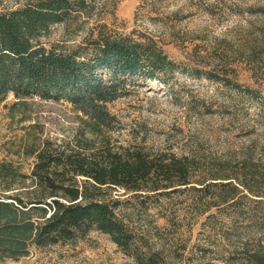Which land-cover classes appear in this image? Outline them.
I'll return each instance as SVG.
<instances>
[{"label":"rangeland","instance_id":"obj_1","mask_svg":"<svg viewBox=\"0 0 264 264\" xmlns=\"http://www.w3.org/2000/svg\"><path fill=\"white\" fill-rule=\"evenodd\" d=\"M121 32L153 38L174 63L155 77L129 78V92L108 103L123 125L112 141L167 159L176 154L192 180L158 199L143 196L149 210L142 196L126 201L137 236L161 247L169 264H237L242 239L253 247L264 227V0H93L53 36L90 51L99 34ZM80 116L63 99L0 97V162L30 171L44 140L79 134ZM197 181L210 185L198 190ZM234 185L233 204L223 198ZM0 264L135 260L94 228Z\"/></svg>","mask_w":264,"mask_h":264},{"label":"trees","instance_id":"obj_2","mask_svg":"<svg viewBox=\"0 0 264 264\" xmlns=\"http://www.w3.org/2000/svg\"><path fill=\"white\" fill-rule=\"evenodd\" d=\"M92 1L0 0V97L67 100L81 112L82 126L71 140H44L30 171L0 162V261L96 228L135 264H169L161 247L140 242L125 206L142 196L149 210L144 197L158 199L192 181L188 165L176 154L155 156L136 143L115 145L111 132L123 125L108 103L129 92V78L155 77L174 60L153 38L128 32L101 33L90 51L53 36L56 25L68 27ZM197 182L198 190L210 185ZM120 187L123 192H114ZM239 192L234 185L223 200L234 204ZM242 240L235 262L264 264V227L253 247Z\"/></svg>","mask_w":264,"mask_h":264}]
</instances>
